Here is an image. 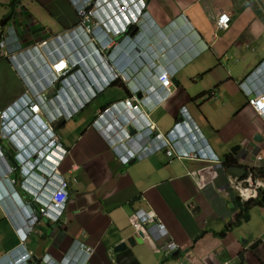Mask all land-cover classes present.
Wrapping results in <instances>:
<instances>
[{"label": "crops", "instance_id": "crops-1", "mask_svg": "<svg viewBox=\"0 0 264 264\" xmlns=\"http://www.w3.org/2000/svg\"><path fill=\"white\" fill-rule=\"evenodd\" d=\"M148 11L146 22L151 27L141 29L135 40L119 38L117 45L103 53L105 58L92 57L95 50L82 44L88 53L80 69L89 84L78 74L70 86L55 85L45 92L52 100L44 109L55 114L56 133L68 151L58 165L59 175L41 170L48 177V192L62 179L68 183L69 196L59 222L43 218L34 226L20 223L43 206L37 199L42 192L32 191L41 181L20 174L21 151L3 141L0 261L24 243L33 253L34 264L47 256L58 263L73 244L94 249L91 258L81 259L80 264H264V242L255 246L264 240V207L252 209L249 222L221 236L240 210L237 192L230 187L235 176L224 166L213 160L170 159L166 148L155 144L144 159L124 164L109 138L95 126L103 108L135 95L134 105L141 111L137 116L142 113L144 125H153L164 135L182 121L183 108L192 115L206 140L183 138L180 149L208 142L205 152L210 158L224 162L230 156L245 169L264 167V138L255 141L258 134L264 135V117L249 106L246 92L264 93V68L256 72L264 62V0H151ZM223 12L231 16L232 25L224 33L216 32ZM13 20L19 29L13 28L9 39L13 43L6 46L9 58L0 52V112L11 108L27 89L44 82L39 69L49 77L54 60L69 56L78 60L73 56L77 44L55 41L78 22L68 0H0V37L8 35ZM44 40L45 48L23 52L25 58L16 61L15 54ZM53 49L59 56L50 58L46 50ZM111 68L122 74L124 82L95 92V82L103 75L109 77ZM158 71H168L177 82L166 105L156 102L157 91H163ZM250 76L245 91L241 83ZM114 86L120 90L110 92ZM237 145L241 148L233 154L231 149ZM246 149L255 150L256 155L243 157ZM137 209L152 210L164 221L169 238L179 245L173 258L165 259L147 240L116 251L137 234L130 223ZM252 214L262 220L253 223ZM19 229L27 235L25 242Z\"/></svg>", "mask_w": 264, "mask_h": 264}, {"label": "clouds", "instance_id": "clouds-1", "mask_svg": "<svg viewBox=\"0 0 264 264\" xmlns=\"http://www.w3.org/2000/svg\"><path fill=\"white\" fill-rule=\"evenodd\" d=\"M22 1H24V0H22ZM68 1L71 3V6H73V8L75 9V12H76L77 17H78V22L69 30L63 32L62 34L57 35L56 36L57 39L55 41H59L62 39V40H65V42L68 44H70L72 42L75 43V46L77 44V46H79V48L78 49L73 48V56L74 57L78 56V60L74 61L71 59L72 60L71 61L70 56L68 58H58L56 60L64 59L68 63H70L69 65H72L71 63L77 62L76 67L73 68L72 70H70L65 76L60 77L59 81H53L54 76H53L51 69H52L53 64L56 62V60H54V62H52L51 66H50L49 77L44 76L43 71H41L40 69L38 70V73L42 75L44 82H46L47 84H45L43 82L38 88L33 87V86H32V88L30 87L23 94V96L20 98V100L15 102L11 108H7L5 111L0 112V149H1V152L3 154L0 156V159H3L4 154H5L3 141H9V143L12 144L15 149L21 151L18 154L19 158L17 157V163L20 165L19 166L20 167V169H19L20 174L26 178L29 176V174H31L32 177L41 181L39 183V187L33 188L32 191H35L36 194L38 192H42V196L40 194H37V196L39 195L41 197V200L43 202L42 207H44V205L47 203L46 201H48L47 197L49 194V192H48L49 185L47 183L48 177H46L45 175H42V174L51 173V175H55V176L59 175V172L57 170L58 165L61 164L64 157L68 153V151L61 145L60 138L56 133L55 121L57 120V118H56L55 114L51 110L46 111V109H44V108H47V107H45L46 103L47 102L51 103V100H52V99L49 100V98L46 96V94H45L46 90H48L49 88H51L52 86H55V85H57V87H59V89H60V87L70 86V82L72 80L75 81V77H76L75 75H78V74H80L79 76L83 81H85L89 84L88 78L82 73V71L80 69L82 64H86L85 54L88 52H85L83 50V48L85 46L86 47L89 46L95 50V53H94V55H92V57L96 56L99 59H102V58H105L103 53H105L107 50L111 49L114 45H117V41L119 38H122L125 40L126 39L135 40L136 38H138L137 36L140 34L141 29L143 30L145 27H151V26H148L147 22H146V20L150 18L148 9H149V1H151V0H144V5L142 7L137 8L136 20L132 19V22H130V23L125 22L124 24L116 22V24L111 27V32H107L105 29H102V30L99 29L98 31L95 30L92 33H87L81 27V24H80L81 20H80L79 15H78V0H68ZM152 25H153V23H152ZM231 25H232V19H231V22L229 24L228 29L220 31L215 27L216 32L224 33L230 29ZM13 31H14V29L11 28V30L8 31V35L6 34L5 37L3 35H1V37H0L1 56L6 57V58H9V51L7 53V51L5 49H6V46L9 45V43H13V40H9L10 38H13V35H14ZM59 37H61V38H59ZM7 38H9V39H7ZM5 41H7L8 43L6 44L5 48H2L1 44ZM84 42H86L87 45L83 46L82 44ZM46 44H47V42H46V40H44L42 42H38L36 44L30 45L28 48L24 49L21 53L15 54L16 61H20L23 58H25V55L23 54V52H25L27 54H30L31 52L32 53L33 52L38 53L37 48L38 47L45 48ZM20 49H21L20 47L17 48V50H20ZM54 50L55 49H53L52 51L46 50V52L49 53L48 55L50 58L55 57V56H59V53L57 51H54ZM56 50H57V48H56ZM14 51L15 50L10 51V53H12ZM51 52L53 53L52 57L50 54ZM82 52H83V56L80 55V54H82ZM263 68H264V62H262V64L259 67H257L256 72L259 73ZM161 72H167L169 74V76L171 77L172 84H171L170 88H164L161 86V84L158 80V76ZM108 75H109V77H105L103 75L101 77V79H98V81L95 82V89H94L95 92H101L105 88H108L112 84H115L119 81L124 82L122 74L120 72H118L117 70H114L113 68H111L109 70ZM174 79L175 78H172V76L170 75V73L168 71H158L157 80H158V83L160 85V89L163 91H157V101H156L157 103L162 102L161 105L167 104L168 99L171 97L170 93L172 92V88L175 87V85H177L176 81L173 82ZM250 82H251V76L248 77L245 81H243L241 83V86H243V90H245V91L247 90L246 88L249 86ZM80 84H81V82H78V86H80ZM128 85H130V83H128ZM130 92L134 93V90L130 89ZM246 92L249 95V98H248L249 106L253 109L255 114H257L260 117H264V115H259L256 112V110L254 109V107H252L250 104L251 98H254L255 96L264 95V93L252 94L250 89H249V91L247 90ZM162 93H164V94L162 95ZM37 94L42 95V96H40V97H42V100H40V99H38L37 101L34 100V98L37 96ZM43 95H44V98H43ZM134 98H136V96L132 95V98H126L125 100L119 101V102H123L126 100H131L132 106L137 107L136 110H131L128 113L121 115V118L126 117L127 119H126V121H121V119L119 120L120 124L116 129V130H118L117 134L119 136H120V134H122L124 136L133 137V138H135L136 136H140L141 140L143 139L144 143H145V137H147L146 139L150 138L152 145L155 144L154 146H159L160 148H162V147L166 148V152H167V149L169 147H173L174 153H175V155L173 157H169L167 155V153H165L167 155V157H169L170 159L178 157L181 159H201V160H206V161L213 160L216 162V165L218 164L220 166H224V164L225 165L227 164L229 166L228 167L229 169L228 170L225 169V170L228 171L230 174H232L230 172V169H232V168L239 167V168L245 169L243 167L238 166L237 164H233L232 162H230V158H231L230 156H228V158L224 162L222 160H220V158H218V157L217 158H210V155H208L205 152V150H207L205 147L210 146L208 144V142H206V144L203 147L200 146V147L196 148V147L191 146L188 149H180L179 142L183 138H186V137H188L189 139L200 138V139H202V142L203 141L205 142V140H206L203 133L201 132L200 128H198L196 126V122L194 121V118L192 117V115L188 114V112L186 111L185 108L182 109V113H181L182 114V116H181L182 121L178 122L174 126L172 132L164 135L162 133L157 132V129L155 126H153V125L151 126L150 124L149 125L146 124V126L144 125V120H145L144 118L145 117H144V115H142V113L139 116H137L141 111H140L139 105L138 106L134 105V101H135ZM32 99L34 100V103L39 106V109H40V113H38V116H36L35 118H32L31 116L26 114L27 109L29 108V106L32 103L31 102ZM146 100L148 101L147 98H146ZM156 102H154V103H156ZM113 104H116V103H113ZM113 104L109 105L108 107L103 108L102 111L106 110L107 108H109ZM161 105L159 107H161ZM102 111L100 112V114L97 118V123L95 124V126L98 128V130L101 134H103L109 138V144L112 146L113 150L116 152V150L114 149V146L112 145V143L110 141L111 136H108V134H106L105 131L101 128V125L103 123L101 121ZM105 119L108 121V118H105ZM109 121L112 122V118ZM178 126L181 127L180 131L177 128ZM122 128L124 130H122ZM131 128H133L135 131H132ZM156 142H158V143H156ZM156 144H158V145H156ZM194 150L198 151V153H199V155L197 157H195L194 155L191 156V153ZM246 150L244 151V154H246V152H248V153L246 155H244L243 157H249L252 155L253 156L256 155L255 150H250V149H246ZM184 153H187L188 155H184ZM116 154H117V152H116ZM258 157L259 156H257V159H258ZM118 158L121 161L119 155H118ZM261 159H258V160H261ZM132 161H136V160H132ZM44 163H46L47 166H45ZM253 167H257V166H250L248 169H245L247 171V173L245 175H243L242 177H238V176H235L232 174L233 176H235V178H234V180L230 181V187L237 192L238 199L240 200L241 203L247 202L251 199H256L259 196L260 190L264 189V186L261 187L258 190L257 197L249 198V199H244L241 196L240 192L235 189L234 182L243 181L249 177H251L254 181H261L264 183L263 180L255 179L253 177V174L250 171L251 168H253ZM257 168H259V167H257ZM12 170H13V167H12ZM37 189H40V190L38 191ZM5 195H9V192ZM0 196H2V195H0ZM29 213H30V215L28 217V221L21 219L20 223H22L23 225L28 224L30 226H34L37 223H39L43 218L44 219H51V218H47V217L40 215L41 214L40 213L39 214L40 215L39 220L32 223V221H33L32 217L34 216L35 213H37V215H38L39 210L35 211V212H29ZM60 220H61V218L58 220V222ZM18 232H19V235L21 236V238H23L24 236L26 237L25 240L23 241V242H25L27 240V235L25 234V232L22 231V229H19ZM136 233H138V232L136 231ZM169 239H172V238H169ZM144 240H145V235H144ZM263 242H264V240H263ZM22 244H24V243H22ZM73 245H74V248H71L70 251L63 257V259L66 256H67L66 259H68L69 256L71 255L72 251L73 250L75 251V245L76 244H73ZM81 251H82V247L80 248V250L76 249L75 253L73 252V259L71 261H69V262H71V264H80L81 259H84V261L89 259V258L88 259L85 258L83 255L81 256ZM177 251H179V248ZM9 253L0 261V264H12V262L9 258ZM175 253L170 258H167L164 256L163 257L165 259H171L175 256ZM32 257H33V253H32ZM61 261H59L58 263H60ZM63 262H66V260H64ZM63 262L61 264H63ZM33 263H34V258H33Z\"/></svg>", "mask_w": 264, "mask_h": 264}, {"label": "built area", "instance_id": "built-area-1", "mask_svg": "<svg viewBox=\"0 0 264 264\" xmlns=\"http://www.w3.org/2000/svg\"><path fill=\"white\" fill-rule=\"evenodd\" d=\"M143 5L144 0H78V15L81 20L80 24L87 33H92L99 29H105L107 32H111V27L114 26L116 22L124 24L125 22H132V19L136 20L137 8L142 7ZM230 22V17L227 14L221 15L217 25L218 29H228ZM7 43V41L3 42L1 47L5 48ZM50 54L52 57L53 53L51 52ZM69 64L70 63L64 59L56 60L51 69L54 76L53 81H59L60 77L65 76L70 70L76 67L77 62L71 63L72 65ZM158 80L162 87H171V77L167 72H161L158 76ZM40 96L42 95L37 94L34 100H42V97ZM34 100L32 99V103L26 111V114L32 118H35L38 116V113H40L39 106L34 103ZM250 104L259 115H264V106H262L264 105V95L251 98ZM136 109L137 107L132 106L131 100H126L113 104L101 113V121L103 122L101 128L106 134H108V136H111L110 141L124 164H127L132 160L144 159L151 152L150 146H153L150 139L149 141L146 139L147 137H145V144L140 136L133 138L122 134L119 136L117 134L118 130L116 129L120 124L119 120L126 121L127 119L126 117L121 118V115ZM105 118H108V121ZM111 118L113 123L109 121ZM122 130L124 129L122 128ZM158 148L160 147L158 146ZM166 153L169 157L175 155L173 147H169ZM1 155L3 154L0 149V156ZM184 155L188 154L184 153ZM192 155L197 157L199 153L194 150L191 153V156ZM258 159H261V157L259 156ZM263 186V182L254 181L251 177L243 181L234 182L235 189L240 192L244 199L257 197L258 190ZM68 196V183L64 180H60L56 187L52 188L51 192H49L47 197L48 201H46L47 203L44 207L39 209L38 215L35 213L32 217V223L38 221L40 215L58 221L67 204ZM37 199L42 202L39 195L37 196ZM130 223L137 232H143L145 240L155 245V250L161 253L164 257L170 258L178 250V244L168 237L169 231L167 230L165 223L152 210H135L130 216ZM25 238V236L22 238L23 241ZM164 240L166 241L160 247L156 246V243L158 244ZM81 247V256L83 255L88 259L93 255V248L81 244L75 245V251L76 249L80 250ZM75 251L73 250L69 258L66 259V256L60 263L52 262L51 257L47 256L44 262L40 261L39 264H61L64 260H66V262H63V264H71L69 261L73 259V252L75 253ZM9 258L12 264H34L32 253L25 248L24 244L10 252Z\"/></svg>", "mask_w": 264, "mask_h": 264}, {"label": "trees", "instance_id": "trees-1", "mask_svg": "<svg viewBox=\"0 0 264 264\" xmlns=\"http://www.w3.org/2000/svg\"><path fill=\"white\" fill-rule=\"evenodd\" d=\"M19 1L21 2L22 0H19ZM230 162H232L233 164L236 163V161L232 158H230ZM224 166L226 170L229 169L228 168L229 166L227 164L226 165L224 164ZM250 171L253 174V177L255 179H261L264 181V167H259V168L253 167L251 168ZM238 203H239L240 210L236 217V221L234 224L229 226V229L227 231H224L221 234V236L223 237H225L227 235V232L230 231L233 227L249 222L251 219L250 211H252V209L256 207H264V189L260 190L259 196L256 199H251L244 203H241L240 200H238Z\"/></svg>", "mask_w": 264, "mask_h": 264}, {"label": "water", "instance_id": "water-1", "mask_svg": "<svg viewBox=\"0 0 264 264\" xmlns=\"http://www.w3.org/2000/svg\"><path fill=\"white\" fill-rule=\"evenodd\" d=\"M6 25V22H3L2 23V26H5ZM173 82H175V79L173 80ZM264 138V135H260L258 134L256 137H255V141H260ZM241 146L240 145H237L235 147H233L231 149V152L233 154H236L237 150L240 149ZM248 152H246L247 154ZM245 154V155H246ZM230 172L235 175V176H238V177H242L243 175H245L247 173V171L245 169H242V168H239V167H235V168H232L230 169ZM243 241V240H242ZM145 242L144 240V235L142 232H138L136 235H133L131 237H129L126 241H124L123 243H121L120 245H118L116 247V251H124L126 250L129 246L133 247L135 246L137 243L138 244H143ZM263 243V240H260L258 242L255 243V246L257 247L259 244ZM243 244H247V240H244L243 241Z\"/></svg>", "mask_w": 264, "mask_h": 264}, {"label": "rangeland", "instance_id": "rangeland-1", "mask_svg": "<svg viewBox=\"0 0 264 264\" xmlns=\"http://www.w3.org/2000/svg\"><path fill=\"white\" fill-rule=\"evenodd\" d=\"M14 22H16V20H13L10 24H9V29L12 27L14 28L15 30H18L19 27H17V25L14 24ZM188 85H192L190 83H188ZM116 90H120L118 87L114 86V87H111L109 89L110 92H116ZM170 162H173V160H171ZM184 201H187L186 198H182ZM159 216V215H158ZM252 217H253V223H257L258 221H261L262 219L256 215V214H252ZM160 218V217H159ZM161 219V218H160ZM162 220V219H161ZM163 221V220H162ZM164 222V221H163ZM166 225V224H165ZM167 227V226H166ZM167 230H169L167 228Z\"/></svg>", "mask_w": 264, "mask_h": 264}, {"label": "bare ground", "instance_id": "bare-ground-1", "mask_svg": "<svg viewBox=\"0 0 264 264\" xmlns=\"http://www.w3.org/2000/svg\"><path fill=\"white\" fill-rule=\"evenodd\" d=\"M223 14H227L229 17H230V20L232 19L231 18V16L228 14V13H226V12H223L221 15H223ZM221 15L219 16V18H218V20H217V23H216V28L218 29V22H219V19H220V17H221ZM219 30V29H218ZM220 31H222V30H220Z\"/></svg>", "mask_w": 264, "mask_h": 264}, {"label": "snow or ice", "instance_id": "snow-or-ice-1", "mask_svg": "<svg viewBox=\"0 0 264 264\" xmlns=\"http://www.w3.org/2000/svg\"><path fill=\"white\" fill-rule=\"evenodd\" d=\"M262 106H264V105H262Z\"/></svg>", "mask_w": 264, "mask_h": 264}]
</instances>
